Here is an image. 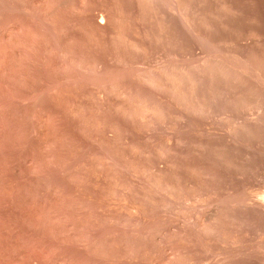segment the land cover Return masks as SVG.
Segmentation results:
<instances>
[{"label": "rangeland", "instance_id": "rangeland-1", "mask_svg": "<svg viewBox=\"0 0 264 264\" xmlns=\"http://www.w3.org/2000/svg\"><path fill=\"white\" fill-rule=\"evenodd\" d=\"M0 264H264V0H0Z\"/></svg>", "mask_w": 264, "mask_h": 264}]
</instances>
